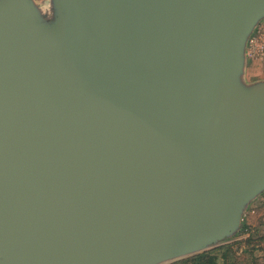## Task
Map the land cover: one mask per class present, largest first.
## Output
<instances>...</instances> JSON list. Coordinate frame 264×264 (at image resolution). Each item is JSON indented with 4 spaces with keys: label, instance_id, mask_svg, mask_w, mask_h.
Here are the masks:
<instances>
[{
    "label": "water",
    "instance_id": "95a60500",
    "mask_svg": "<svg viewBox=\"0 0 264 264\" xmlns=\"http://www.w3.org/2000/svg\"><path fill=\"white\" fill-rule=\"evenodd\" d=\"M57 2L63 29L0 2V264H163L232 230L264 185V82L237 73L264 0Z\"/></svg>",
    "mask_w": 264,
    "mask_h": 264
},
{
    "label": "rangeland",
    "instance_id": "374dc122",
    "mask_svg": "<svg viewBox=\"0 0 264 264\" xmlns=\"http://www.w3.org/2000/svg\"><path fill=\"white\" fill-rule=\"evenodd\" d=\"M1 1L2 0H0V2ZM22 1L29 10L33 23L37 22L39 24H48L51 22L52 25L48 24V26L53 27V29L61 27V29H63L68 26V19L72 20L73 18L72 21L75 22L74 19H77L78 17L75 5L69 2V4H67L68 8L64 7L65 18L62 19L58 16L61 12L57 7V0ZM69 9H71L75 14H73V12L71 13ZM33 25L35 26V24ZM70 29L73 30L74 25ZM34 30L37 34L36 36L44 37L47 35L43 29H41V33L40 30ZM245 31L246 35L242 37L238 51L237 73L240 72L238 74L239 86H241L245 91H251L255 88L252 87V85L254 86L255 84L264 82V15L259 14ZM259 37H261L262 40L260 45L263 46V50L259 49L256 55L251 56L249 55L251 41H255ZM230 206L231 207H229V209L235 215L237 214V216L240 217L237 226H235L232 230L223 231V233H220L216 239L206 243L203 246L204 248L195 249L193 252L187 253L182 257L163 264H182L179 262L180 260L228 244H233V251L229 253L231 254L229 262H232L233 264H248L251 262V258H256L258 262L264 264V185L255 189L253 193L241 201H231ZM248 238H250V244H245L244 241ZM238 242L241 243L238 244ZM250 250L252 251L250 252ZM220 254L221 252L218 254V259L222 262Z\"/></svg>",
    "mask_w": 264,
    "mask_h": 264
},
{
    "label": "trees",
    "instance_id": "16d2710c",
    "mask_svg": "<svg viewBox=\"0 0 264 264\" xmlns=\"http://www.w3.org/2000/svg\"><path fill=\"white\" fill-rule=\"evenodd\" d=\"M245 244H250V238L246 239ZM241 242H238L240 244ZM233 244H228L225 246H221L219 248H215L213 250L204 251L198 254H195L189 258L180 260L179 262L182 264H233L232 262H229V257L233 248ZM252 250H250L251 252ZM221 252L220 256L222 258V262L218 259V254ZM248 264H262L261 262H258L256 258H251V262Z\"/></svg>",
    "mask_w": 264,
    "mask_h": 264
},
{
    "label": "built area",
    "instance_id": "2783aa9c",
    "mask_svg": "<svg viewBox=\"0 0 264 264\" xmlns=\"http://www.w3.org/2000/svg\"><path fill=\"white\" fill-rule=\"evenodd\" d=\"M261 37L256 39L255 41H251L250 49H249V55L254 56L258 53L259 49L263 50V46L260 45Z\"/></svg>",
    "mask_w": 264,
    "mask_h": 264
}]
</instances>
